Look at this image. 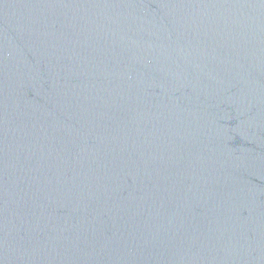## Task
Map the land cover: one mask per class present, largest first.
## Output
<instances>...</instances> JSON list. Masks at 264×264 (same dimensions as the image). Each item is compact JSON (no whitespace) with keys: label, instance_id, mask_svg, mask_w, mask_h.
Returning <instances> with one entry per match:
<instances>
[{"label":"water","instance_id":"1","mask_svg":"<svg viewBox=\"0 0 264 264\" xmlns=\"http://www.w3.org/2000/svg\"><path fill=\"white\" fill-rule=\"evenodd\" d=\"M0 264H264V0H0Z\"/></svg>","mask_w":264,"mask_h":264}]
</instances>
